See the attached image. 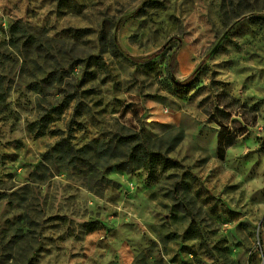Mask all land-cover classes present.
<instances>
[{"label":"rangeland","instance_id":"rangeland-1","mask_svg":"<svg viewBox=\"0 0 264 264\" xmlns=\"http://www.w3.org/2000/svg\"><path fill=\"white\" fill-rule=\"evenodd\" d=\"M0 264H264V0H0Z\"/></svg>","mask_w":264,"mask_h":264},{"label":"trees","instance_id":"trees-1","mask_svg":"<svg viewBox=\"0 0 264 264\" xmlns=\"http://www.w3.org/2000/svg\"><path fill=\"white\" fill-rule=\"evenodd\" d=\"M114 52V55L116 56H120V51L116 48L115 50H113ZM157 56V54H154L150 57H148L146 60H142V59H133L132 61L134 63H137V64H140V63H143V64H148L149 61L153 60L155 57ZM173 61H175V58H173ZM172 71L175 72V67L172 66ZM175 84L177 86H180V87H184V86H187L189 85V82L186 81L185 83H179V82H176L174 80ZM54 150H61L65 153H67L68 155L72 154L74 152V148L73 146L71 145V143L68 141V139H62L60 140L54 147ZM79 159V158H77ZM80 160V159H79Z\"/></svg>","mask_w":264,"mask_h":264}]
</instances>
